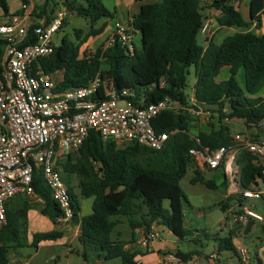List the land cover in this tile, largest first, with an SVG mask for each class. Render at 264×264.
I'll return each mask as SVG.
<instances>
[{"label":"trees","instance_id":"obj_1","mask_svg":"<svg viewBox=\"0 0 264 264\" xmlns=\"http://www.w3.org/2000/svg\"><path fill=\"white\" fill-rule=\"evenodd\" d=\"M0 8L1 17L20 13V9L11 13L8 0H0ZM62 8L86 18L90 30L80 43L65 35L54 52L40 60L58 90L85 87L98 73L105 76L110 72L117 90L136 91L144 96L145 105L165 99L187 105L189 99L184 89L189 68L193 66L196 76L193 94L197 104L218 115L210 128L194 131L187 111L177 113L166 109L153 120L158 132L170 134L167 147L162 150L138 143H117L92 131L78 152L68 153L59 160V170L72 198V222L81 226L79 241L84 248L83 258L89 261L90 255L96 254L104 255L105 261L118 258L121 264H136L141 252L126 246L134 244L141 231L156 226L168 228L178 243L193 241L195 230L185 226L187 197L182 180L192 171V184L201 183L212 190L218 189V184L194 169L190 150L200 146L197 139L210 150L231 146L234 134L227 124L229 119L257 129L264 122V33L258 31L264 27V0H249L248 16L233 0H151L142 5L130 25L134 33L139 31L142 36V51L135 46L133 55L119 42L83 55L84 42L105 30L106 25L96 27L97 24L115 15L104 0H45L34 13L50 21ZM208 9L219 10L218 25L235 32L219 38L218 34L214 35L204 46L199 35ZM65 24L64 20L62 27ZM75 33L80 39L82 31ZM4 48L5 41L0 38V77ZM105 65L108 69H104ZM225 69H228L226 78ZM259 138L256 135L250 139ZM236 164L242 190L254 189L264 181V162L253 153L240 150ZM33 186L32 196L18 195L7 204V223L0 231V264H8L10 248L27 244L30 210L39 208L53 223L62 215L41 169L34 172ZM32 197H37L39 203ZM80 198L93 199L91 213L82 215ZM165 200H169V210L164 206ZM231 200H235V206ZM242 202L238 194L218 206L224 212L231 206L240 211ZM120 218H126L132 229L130 241L114 238ZM239 227L232 228L229 236L212 237L218 242V252L237 254L233 234ZM261 230L264 232V223ZM62 237L63 232L57 230L34 233L33 244L38 246L41 241ZM176 254L188 260L194 253L178 250Z\"/></svg>","mask_w":264,"mask_h":264},{"label":"built area","instance_id":"obj_2","mask_svg":"<svg viewBox=\"0 0 264 264\" xmlns=\"http://www.w3.org/2000/svg\"><path fill=\"white\" fill-rule=\"evenodd\" d=\"M243 1L233 0V3L239 5ZM66 14V9L62 8L50 21L38 18L31 3L24 0L20 13L4 16L0 22V38L5 41L0 77V231L7 223L8 202L18 195L34 194L33 175L37 169L42 170L52 198L62 210L57 223L73 221L71 194L58 163L66 154L78 152L92 131L98 132L103 139L162 150L167 147L170 134L158 132L153 125L162 111L172 109L179 113L185 110L190 116L204 119L212 114L205 106L198 105L195 97H191L187 105L170 99L145 105L143 95L131 89L117 90L112 79L107 81L100 73L85 87L58 90L40 60L49 57L58 45L53 37L60 31ZM210 25L206 19L202 32L210 31ZM133 37L132 28L117 27L105 48L119 42L133 55ZM259 127L264 132V122ZM197 141L200 146L190 150L194 169L200 172L223 169L242 197L240 211L229 210V220L240 226L250 221L263 224L264 216L254 207V202L262 199L263 192L258 187L240 189L236 181V157L240 150H247L264 159V140H252L236 133L231 146L216 150ZM224 223L218 230L227 225ZM158 238V231L152 227L147 232L141 231L135 244L141 250H148ZM237 254L238 264H252L247 247H240ZM210 257L219 259L217 252ZM195 258L183 260L175 253H168L161 264H194ZM136 264L144 263L138 260Z\"/></svg>","mask_w":264,"mask_h":264},{"label":"rangeland","instance_id":"obj_3","mask_svg":"<svg viewBox=\"0 0 264 264\" xmlns=\"http://www.w3.org/2000/svg\"><path fill=\"white\" fill-rule=\"evenodd\" d=\"M37 1V3H41L42 0H30ZM209 1V0H206ZM249 1V0H247ZM10 11L15 10L19 5V0H8ZM114 0H104V4L107 6V8L111 9L112 12H114L113 4ZM22 4V0H21ZM34 8V4L32 5ZM36 9V7L34 8ZM3 10L0 8V22L3 15ZM216 17V16H215ZM207 19V18H206ZM209 20V19H208ZM218 17L215 18V22L217 25ZM66 24L63 26L58 33H56L53 37V41L56 44H60L62 41V38L67 35L68 38L76 43H80L84 37L87 35V33L90 30V22L77 14L73 13H67L65 17ZM103 25V24H102ZM100 24H97L96 27L102 26ZM76 30H81V38L78 39L76 36ZM216 31V30H215ZM213 30H207L206 33H201L199 35V41L202 45H206L207 40L218 34L219 37H223L226 34H230L228 31H224L222 33V30H218L215 32ZM259 31V30H258ZM209 33V35H208ZM261 33V31L259 32ZM110 34H100L98 36H92L88 38L86 42L81 46V51L83 55H90L91 53L96 52L98 49H105V47L108 45V41L110 38ZM134 44L139 52L142 51V36L139 31H136L134 33L133 37ZM104 69H108L106 65L104 66ZM109 71V70H107ZM226 72H224V75ZM106 80L111 81L112 74L108 72L105 74ZM239 78H241L239 76ZM196 82V76H195V69L194 67L189 68V74L187 76V86L184 89V92L186 95H188V99H190L194 93V84ZM195 97V96H194ZM208 109V108H207ZM215 109V108H214ZM215 117V118H213ZM218 115H215V112L204 119V118H196L191 116L193 121V128L194 131H197L198 129H206L207 127L210 128V123L216 122ZM215 119V120H214ZM227 124L232 128L233 134L236 133H244L248 137H254L256 135H259V140H264V132L261 129L254 128H247L244 124H240L236 122L234 119H229L227 121ZM118 143V142H117ZM262 162H264V159H260ZM193 174L192 171H189L187 176L182 180V187L185 191L187 201L184 203V214H185V226L189 230H195L196 238L193 241L185 240L183 242L179 243V246L184 251H190V250H198L200 252L199 257L201 259V263H206V260L202 258V254H208L212 247L215 246L216 241L212 238L214 236L216 237H225L229 236V231L231 229V226L233 223L229 220L228 215L227 217L224 215V211L218 206V203H213L215 195L223 194L224 190L219 191H210L205 188V186L198 184L196 186H193V184L190 182V176ZM76 185V181L73 183ZM260 184L262 185L264 189V181H261ZM212 199V200H211ZM83 209L84 214H89L92 212V198H84L82 201H80ZM231 205L235 206V200H231ZM164 206L166 209L169 210V200H165ZM255 209L260 212L264 216V199L258 200L254 202ZM37 210V209H34ZM221 221L227 223V226L223 228V230H218L219 226L221 225ZM129 226L123 225L120 226L118 230L125 233L126 231H129ZM29 228V234L31 233V240L27 242V244L22 246H17L10 248L9 254H8V261L9 263H19V262H30V264H98V256L96 254H92L89 257V263L85 261L83 258L82 252L84 251V248L81 244V242L78 239L73 240L72 243V249L75 251L73 253H69L68 246L60 242L59 244L55 243V246H49L42 248L37 253L36 245L33 244V233L30 232ZM208 236L210 239H207ZM264 236V232L259 229L253 231L251 235L244 236V242L243 243H235L233 239V243L235 245V248L238 249L241 245L245 244L247 246L250 252V261L252 264H255L256 259V252L258 248L264 247V243H260L261 237ZM57 244V245H56ZM51 245V244H50ZM245 246V247H246ZM79 250V254L77 251ZM81 251V252H80ZM220 255L222 258L230 257L232 262L234 264L239 263V259L237 257V254H234L232 251H223L220 252ZM55 258V259H54ZM102 264H121L120 259H113L109 261H105L104 257L101 258Z\"/></svg>","mask_w":264,"mask_h":264},{"label":"crops","instance_id":"obj_4","mask_svg":"<svg viewBox=\"0 0 264 264\" xmlns=\"http://www.w3.org/2000/svg\"><path fill=\"white\" fill-rule=\"evenodd\" d=\"M19 1L20 2H19L18 7L15 10L11 11V13H15L16 11H18L20 9L21 0H19ZM28 1L31 3L30 0H28ZM44 1L45 0H42V2L39 3V4L37 3V1H32L31 5L34 4L35 7H38V6L42 5V3ZM114 1H115L114 4H113V8H114V12H115L114 17L112 19L102 20V21H100L98 23L100 25H102V24L106 25L105 26V30L102 33V35L103 34H110L117 27H120V26L130 27V25H132L133 18L135 17V15H137L140 12V9H141L142 5L147 3V2H149V1H151V0H142V1H137V0H114ZM22 2H23V0H22ZM235 6H237L246 16H248V13H249V1L245 0V1L241 2L239 5H235ZM35 10L36 9H34V11ZM220 15H221V12L219 10H215V9L206 10V18L209 19V21L211 22V25H210L211 30H213V31L216 30L215 32H217L218 30L221 29L222 33L224 31H228L230 34L235 32V30L232 29V28L231 29L221 28L218 25V22H217V25H216L215 18L216 17H220ZM260 31H261V33H264V27H262L259 30V32ZM206 45H207V43H206ZM225 70L223 72H226V74L224 75V77L226 78L228 76V71H227L228 69H225ZM193 97L194 96H192V98ZM204 175L208 179L216 180V182L218 184V189L212 190V189L208 188L206 185L201 184V183L193 184V186L201 184V185L205 186V188L210 190V191L224 190L223 194H219L218 193V195H215L216 197H214L213 200L211 199L213 201V203H218L219 204L220 202L227 200L230 196L239 194L236 191L235 186L231 182V179L229 177H227L225 172H223L221 170H216V171L204 172ZM191 178H192V175L190 176V180H191ZM236 181H237L238 186H240L239 179H237ZM224 183H226V185H224ZM257 187H258L259 190H261L263 192L262 199H264V189H263L262 185L259 184V186H257ZM240 189H241V187H240ZM32 199L35 200V202L39 203V199L37 197H32ZM82 199L83 198H80V201H82ZM34 209H37V210H34ZM34 209L30 210L29 213H28V223H29V228L31 230L30 232H32L33 234L34 233L49 232V231H52V230H57V231L63 232V237L62 238H59L57 240H51V241H49V240L41 241L38 244V246H36L37 253L42 248L49 247V246H55L54 242H56L57 244L62 242L63 244H65L66 246L69 247L68 248L69 253L70 254L73 253L75 250L72 249V243L71 242L73 240H75V239L79 240V236H80V233H81L80 224H74L73 222L61 223V224H59L57 222L53 223L47 216L43 215L40 212L39 208H34ZM231 209H233V206H231V208L229 210H231ZM229 210L224 212V215L226 217L228 215ZM82 215H85V214L82 212ZM222 222L223 221H221V223ZM258 224L259 223H257V222L255 223L254 222L253 225L250 228H248V224L240 226L239 229L237 230V233L233 234L234 242L238 243V244L239 243H243L245 241L244 240V236L251 235L253 233V231L261 229V227H259ZM123 225L129 226L128 221H127L126 218H120L119 219V224L115 228L114 238H120V239H123L125 241H130L131 238H132V229L129 226V228H130L129 231H126L125 233H123L122 231L118 230L119 227L123 226ZM234 225L235 224H233L231 226V229L235 228ZM226 226L227 225L225 224V226H223V228H225ZM223 228L221 229V231L223 230ZM155 229L159 233V238H158V240H156L154 243L151 244V246H150V248L148 250L139 249L138 246L135 243L134 244L130 243V244L127 245L126 248H131L133 251L137 250L138 252H141V254H139L136 257L135 261L140 260L144 264H161L162 263V259L168 253H175L176 254L178 250H181V251L187 253V251H184V250H182L180 248L179 243L177 242V238L173 235V233L168 228H166L164 226H156ZM231 229L229 231V235L231 233ZM239 230H242V231L239 233ZM245 231H247V233H245ZM28 233H29V229H28ZM29 240H31V233L28 234V241ZM259 240H261L260 243H264V236H262L261 239H259ZM242 246L245 247L246 245L243 244L240 247H242ZM217 248H218V242H216L215 246L212 247L211 251L208 254H202V258H204L206 260V263L205 262L201 263V259L199 257L200 252L198 250H190L188 252H193L194 253L193 256L190 257V259L193 258V257L194 258L196 257L195 258L196 262L194 264H228V262L230 264H234L230 257L227 256L225 258H222L221 255H220V252H218ZM238 249H237V251H238ZM214 252L218 253L219 259H213V258L210 257V255L212 253H214ZM77 253L79 254V250L77 251ZM256 254H257L255 256L256 259H254L255 260V264H257V261L260 264H264V247L258 248ZM103 257H104V255L98 257V264H102L101 258H103ZM237 257H238V255H237ZM86 262L89 263V261H86ZM19 263H21V264H30V262H19Z\"/></svg>","mask_w":264,"mask_h":264},{"label":"water","instance_id":"obj_5","mask_svg":"<svg viewBox=\"0 0 264 264\" xmlns=\"http://www.w3.org/2000/svg\"><path fill=\"white\" fill-rule=\"evenodd\" d=\"M253 223H254L253 221H250V222L248 223V228H250V227L253 225ZM237 226H240V224H235V225H234L235 228H236ZM258 226L262 228V224L259 223ZM241 231H242V230H239V233H240ZM245 233H247V231H245Z\"/></svg>","mask_w":264,"mask_h":264}]
</instances>
